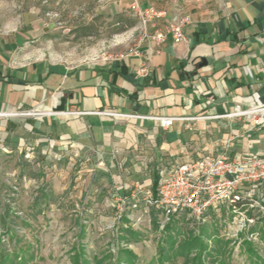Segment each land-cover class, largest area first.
<instances>
[{
	"label": "crops",
	"instance_id": "obj_1",
	"mask_svg": "<svg viewBox=\"0 0 264 264\" xmlns=\"http://www.w3.org/2000/svg\"><path fill=\"white\" fill-rule=\"evenodd\" d=\"M132 1L106 0L100 15H130ZM138 1L163 13L146 34L136 25L73 63L39 49L51 26L33 9L0 24V173L18 156L21 165L53 163L47 193H69L77 207L95 197L103 211L117 209L119 223L148 217L142 203L132 209V191H153L181 163L264 153V127L222 117L264 104V0ZM175 23L188 42L154 39ZM33 108L56 114L16 115ZM153 117L178 120L162 128Z\"/></svg>",
	"mask_w": 264,
	"mask_h": 264
},
{
	"label": "rangeland",
	"instance_id": "obj_2",
	"mask_svg": "<svg viewBox=\"0 0 264 264\" xmlns=\"http://www.w3.org/2000/svg\"><path fill=\"white\" fill-rule=\"evenodd\" d=\"M105 1L0 0V24L13 23L33 9L37 17L51 26L47 38L39 43L41 51L47 50L53 56L65 58L72 63L88 60L100 56L104 46L123 34L117 31L118 26H114L117 17L113 20L100 15L107 6ZM123 18L127 24L138 21L132 12ZM87 26L92 35L86 36L83 33L82 27ZM137 26H141L139 21ZM21 164L18 156L8 166H3L0 173V240L10 254L7 260L10 264H75L78 257L81 258V264L84 261L98 264L105 258L107 260L103 264H128L119 259L124 250L134 254V264H186L185 257L179 253L182 244L189 241L191 233L197 236L204 229L212 235L211 239L207 240V236L204 238L209 248H217L216 240L226 244V264H264V243L254 244L250 236L244 233L235 242L234 239L222 236L223 231L229 228L226 221H232V214L227 209L210 212L207 222L201 223L193 222L187 212H181L177 219L172 220L175 223L173 229L168 231L167 238V226L161 229L162 211L153 208L149 210L146 222L134 224L129 220L119 223L121 216L117 215V209L110 207L103 211L101 206L104 203L95 197L77 207L79 202H73L69 193L59 196L50 192L52 199L49 206L43 204L37 207L35 201L42 191L53 189V163ZM93 203L96 211L88 213L87 209ZM9 206L10 228L16 232L17 242L11 238V234L8 236L7 229L3 227ZM140 214H133V219L136 220ZM126 230H130L138 239L128 241L132 233ZM252 231L259 232L260 238L264 239L263 218L259 219ZM239 243L238 251L235 249ZM162 247L164 256L171 257L165 262L160 261ZM248 247L257 255H252ZM15 253L18 259L14 257ZM207 258L206 264H211L210 258Z\"/></svg>",
	"mask_w": 264,
	"mask_h": 264
},
{
	"label": "built area",
	"instance_id": "obj_3",
	"mask_svg": "<svg viewBox=\"0 0 264 264\" xmlns=\"http://www.w3.org/2000/svg\"><path fill=\"white\" fill-rule=\"evenodd\" d=\"M130 10L145 34L147 27L163 15L153 6L143 7L138 0L132 1ZM183 28L181 23H175L164 30L156 31L153 37L161 43L171 35L174 44L186 43L188 38ZM132 52L138 53L137 50H132L130 53ZM124 56L125 54H121L120 57ZM146 73L145 67L140 69L138 75ZM55 114L38 108L16 113V115L29 117H45ZM69 114L81 115V112L75 111ZM109 114L116 117H128L124 114ZM222 117L247 122L252 129H260L264 127V104L251 107L238 105L233 112ZM153 119L159 121L162 128H168L178 120L174 117H153ZM230 143L231 140L226 143V151L230 148ZM159 179L160 186L157 194L142 185H137L131 193L133 195L131 207L136 210L142 203L147 212L152 208L161 210L162 230L170 221L177 219L181 212H187L193 222L201 223L207 222L210 212H221L227 209L232 214V221L225 220L229 228L223 231L222 236L234 239L235 242L241 237L240 234L244 233L250 236L249 239L254 244L264 243L260 240L262 239L261 234L252 231L259 219H264V153L231 158L225 152L216 158L201 157L173 167L162 174ZM119 203L124 206L128 200L122 198L119 199ZM147 218L149 216L144 215L132 221L134 224H143ZM239 246L240 243L235 250L239 251Z\"/></svg>",
	"mask_w": 264,
	"mask_h": 264
},
{
	"label": "trees",
	"instance_id": "obj_4",
	"mask_svg": "<svg viewBox=\"0 0 264 264\" xmlns=\"http://www.w3.org/2000/svg\"><path fill=\"white\" fill-rule=\"evenodd\" d=\"M123 16H125V15L117 17L116 19L118 21L114 25L115 27L116 26L119 27L117 31L120 33L126 32L128 29H131V27H134L138 24V21H131L130 23L127 24V22H126L127 20L124 19ZM89 29H90L89 26L82 27V31L86 36L92 35L91 34L92 31H90ZM159 181H160V179L155 178V184H154V188H153V191L155 194H157L159 186H160ZM51 199H52L51 194L47 193L46 189H45V191L43 190L42 193L37 197V199L35 201V205L37 207H39V206L41 207L43 204H46V206L48 207ZM10 210H11V207L9 206L5 212L6 215H5V219L3 222L4 223L6 222V223L4 224L3 227L7 229L6 233L8 234V236L11 234V238L16 239V242H17V234H16V232H13L12 228H10V227H12L11 222L9 221V219L11 218V213H10L11 211ZM40 211H42V210H40ZM17 219H20V218H17ZM11 221L14 222V220H11ZM174 223L175 222L171 221V223L169 225H167V230L165 232L166 237H167V235H169L168 231L173 229ZM126 231L132 233L130 230H126ZM191 235L192 236H190L191 238L189 239V241L183 243L181 246V249L179 251L181 256L185 257V263L186 264H206V262H205L206 257L210 258L211 264H226V255L228 253V250L226 249L225 243H223L220 240H216L215 242H216L217 248L216 247L212 248V249L209 248L208 245L205 243L204 238H205V236H207L208 237L207 240L211 239L212 235H209L207 229L202 230V233L197 235V236H194L192 233H191ZM171 238H173V237H171ZM137 239H138L137 236L134 233H132L130 235V238H128V241L137 240ZM0 244H1L0 245V253H1L0 264H10L7 261L9 258L8 256L10 254L4 248V245H3V243H1V240H0ZM248 249L252 255H257V253H255L253 251V249H251V247H248ZM163 251H164V248L162 247L161 248V254H160V261L165 262V260L171 259L170 256L165 257ZM120 254L121 255H120L119 259L121 261L125 260L128 264H134V260L136 259V257L134 256L133 253H131L128 250H124ZM17 255L18 254L15 253L14 257H16L18 259ZM76 259L77 260H75V264H81V262H79L81 258L78 257ZM105 260H107V258H105ZM105 260H103V262ZM103 262L102 263L98 262V264H103ZM20 264H22V262ZM82 264H88V263L86 261H84V263H82Z\"/></svg>",
	"mask_w": 264,
	"mask_h": 264
}]
</instances>
